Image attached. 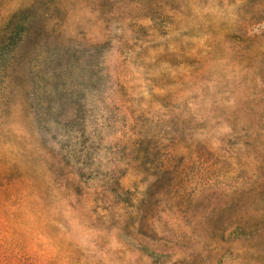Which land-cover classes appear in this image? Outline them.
<instances>
[{"label":"rangeland","instance_id":"1","mask_svg":"<svg viewBox=\"0 0 264 264\" xmlns=\"http://www.w3.org/2000/svg\"><path fill=\"white\" fill-rule=\"evenodd\" d=\"M0 264H264V0H0Z\"/></svg>","mask_w":264,"mask_h":264}]
</instances>
